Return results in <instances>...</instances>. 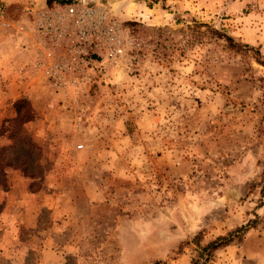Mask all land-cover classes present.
<instances>
[{
	"label": "rangeland",
	"instance_id": "374dc122",
	"mask_svg": "<svg viewBox=\"0 0 264 264\" xmlns=\"http://www.w3.org/2000/svg\"><path fill=\"white\" fill-rule=\"evenodd\" d=\"M76 1L0 0V264H189L250 219L204 264H264V0ZM81 4L116 52L54 89L36 14Z\"/></svg>",
	"mask_w": 264,
	"mask_h": 264
},
{
	"label": "built area",
	"instance_id": "2783aa9c",
	"mask_svg": "<svg viewBox=\"0 0 264 264\" xmlns=\"http://www.w3.org/2000/svg\"><path fill=\"white\" fill-rule=\"evenodd\" d=\"M39 13L36 14L37 18L33 24L35 46L45 44V40L51 44L59 43V50L49 58L43 68L45 79L54 89H63L72 83L69 77H72L76 70L91 64L89 54H100L103 45L109 48L107 53L114 56L118 43L116 27L102 9L81 4L73 17L71 13H65L63 16L47 9ZM68 23L71 25V31L67 30ZM41 54L38 51L39 57L32 64L35 70L43 67ZM80 147L81 145H78V148Z\"/></svg>",
	"mask_w": 264,
	"mask_h": 264
},
{
	"label": "trees",
	"instance_id": "16d2710c",
	"mask_svg": "<svg viewBox=\"0 0 264 264\" xmlns=\"http://www.w3.org/2000/svg\"><path fill=\"white\" fill-rule=\"evenodd\" d=\"M57 2L59 4L69 5L75 0H46V3L50 4L51 2ZM216 34H220L217 31H214ZM226 41H228L229 45L233 46L234 42L231 37L220 34ZM13 107L15 111V115L13 118L4 120L9 122H14L16 124H23L25 122L31 121L34 118L33 111L28 104L27 99L24 96H19L13 102ZM263 186H264V173L262 178ZM253 220H248L244 224L235 227L231 231H227L222 235H218L215 238L209 240L203 245H199L198 241L195 240L196 248L195 254L191 258L189 264H204L210 257V255L216 250L231 243H239L244 235V233L249 229L254 227ZM152 264H163L160 261H154Z\"/></svg>",
	"mask_w": 264,
	"mask_h": 264
},
{
	"label": "crops",
	"instance_id": "0c3cea01",
	"mask_svg": "<svg viewBox=\"0 0 264 264\" xmlns=\"http://www.w3.org/2000/svg\"><path fill=\"white\" fill-rule=\"evenodd\" d=\"M2 71H3V69H2Z\"/></svg>",
	"mask_w": 264,
	"mask_h": 264
}]
</instances>
